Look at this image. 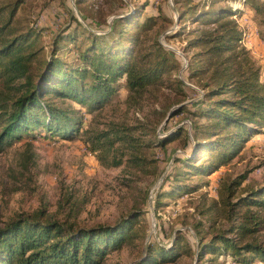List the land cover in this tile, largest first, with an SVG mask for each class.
<instances>
[{"label":"trees","instance_id":"16d2710c","mask_svg":"<svg viewBox=\"0 0 264 264\" xmlns=\"http://www.w3.org/2000/svg\"><path fill=\"white\" fill-rule=\"evenodd\" d=\"M82 1L77 0V3ZM141 1L137 2V7L146 9L151 0ZM240 1L245 6L250 4V0ZM24 2L14 0L0 6V154L25 135L36 137L37 131H43L38 135L44 138L47 135L65 139L75 137L84 126V112L75 106L64 107L66 100H72L93 113L104 108L124 76L127 98L131 101L178 66L170 50L159 41L153 50L135 54L142 43L141 30L152 20L148 18L141 22L137 17L115 20L108 39L106 35L100 37L89 31L81 32L82 37L87 35L89 44L84 48L79 46L83 50L79 54L81 64L77 66L65 65L59 56L56 57L63 45L77 39V33L68 34L61 30L53 38L51 60L44 59L43 64L38 65L36 29L20 34L13 24ZM176 2L184 7L178 12L180 22L207 25L193 30L184 25L172 33V37L195 33L186 37V51L201 49L189 58L187 70L189 78L198 80L204 93L198 100L180 106L173 113L189 112L193 136L186 127H180L157 140L158 145L165 147L184 136L187 147L184 154L173 157L176 171L164 180H171L170 189L162 187L157 193L158 208L164 199L176 193L201 189L205 184L192 185L184 180L192 175L209 177L264 128L261 69L248 51L240 47L243 32L236 20L225 18L243 13L242 9L234 8L232 4L215 8L216 1L210 3L209 0L201 4H191L192 0ZM252 7L256 12L263 11L264 2L255 0ZM127 24L133 25L132 31L126 28ZM173 82L176 89L188 95L189 85L180 78ZM111 133L95 134L88 128L85 130L86 142L91 149L92 144L96 149L105 144L113 145L116 136V139L126 140L127 134L117 130ZM208 159L211 160L206 161ZM208 179L206 184L210 182ZM246 179L247 174L234 180L220 179L219 203L231 226L216 231L206 241H199L198 264H214L213 260L225 254L239 264H264V242L257 236L264 230V216L260 214L264 210V184L257 188L244 186L239 193L238 188ZM44 212L21 213L0 226V264H103L111 250L120 248L134 237L132 229L141 217L134 213L115 225L84 228L73 223L65 225L45 220ZM176 257L177 247L167 251L155 242L147 245L145 254L135 264H158L166 258L174 261Z\"/></svg>","mask_w":264,"mask_h":264},{"label":"rangeland","instance_id":"374dc122","mask_svg":"<svg viewBox=\"0 0 264 264\" xmlns=\"http://www.w3.org/2000/svg\"><path fill=\"white\" fill-rule=\"evenodd\" d=\"M13 1L0 0V6ZM204 1L192 0L191 4ZM214 1L215 8L232 4L234 8L242 9L243 13L225 18L238 23L243 32L240 47L245 48L260 67L261 81L264 82V10H254L255 0H250L247 6L240 0H209L210 3ZM137 2L143 1L83 0L77 3V0H25L19 7L13 24L20 34L36 29L38 65H42L44 59L51 60L53 38L61 30L68 34L77 33V39L63 45L56 57L59 56L65 65L77 66L81 64V50L89 44L87 35L82 37L81 32L89 31L100 37L106 35L108 39L115 20L121 17L134 20L137 17L141 22L148 18L152 20L141 30L142 43L135 54L153 50L159 41L170 50L178 66L131 101L127 98L124 76L116 84L117 92L104 108L93 113L72 100H66L64 107L75 106L84 112V126L72 139L49 135L44 138L38 135L44 132L37 131L36 137L25 135L5 147L0 154V226L21 213L34 215L44 210L45 220L65 225L73 223L84 228L115 225L137 213L141 217L132 229L134 237L120 248L111 250L103 264H135L145 254L147 245L155 242L167 251L177 247L178 252L176 260L166 258L158 264H198L199 241H206L216 231L231 226L219 203L220 179L234 180L247 174V179L238 188L239 193L244 186L257 188L264 184V128L209 177L192 175L184 180L192 185L205 184L201 189L192 193H176L164 199L158 208L157 193L162 187L170 189L171 180H164L176 171L173 157L184 154L187 147L184 136L165 147L158 145L157 140L180 127H186L193 136L189 112L173 113L180 106L198 100L204 93L202 85L189 78L187 70L189 58L201 49L186 51V37L195 33L182 37H172V33L184 25L188 30L207 25L180 22L178 12L184 7L176 0H151L146 9L138 8ZM126 28L132 31L134 27L127 24ZM81 45L82 49L79 48ZM176 78L191 87L188 95L176 89L173 82ZM86 81L90 82V79ZM60 102L59 105L62 104ZM88 128L95 134L117 130L127 134L126 140L116 139V136L113 145L105 144L94 149L92 144L91 149L86 142L85 130ZM110 135L114 136L113 133ZM207 178L209 184L205 183ZM260 214L264 216V210ZM229 235L234 236L232 233ZM257 236L264 242V230ZM213 263L239 264L226 254L218 256Z\"/></svg>","mask_w":264,"mask_h":264}]
</instances>
